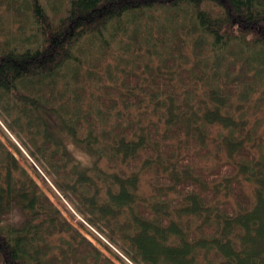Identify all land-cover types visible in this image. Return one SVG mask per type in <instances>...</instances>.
Wrapping results in <instances>:
<instances>
[{
  "label": "trees",
  "instance_id": "1",
  "mask_svg": "<svg viewBox=\"0 0 264 264\" xmlns=\"http://www.w3.org/2000/svg\"><path fill=\"white\" fill-rule=\"evenodd\" d=\"M148 13L176 23L142 43L127 38L135 57L108 63L104 33L121 39L139 22L147 30ZM4 15L33 33L0 43V109L10 117L9 133L0 125V264H111L14 152L40 179L28 158L54 162L58 176L70 165L72 182L51 176L53 184L122 264H264V0H0L2 27ZM62 68L84 79L76 100L55 94ZM17 132L28 158L11 139ZM191 217L203 223L191 228Z\"/></svg>",
  "mask_w": 264,
  "mask_h": 264
},
{
  "label": "rangeland",
  "instance_id": "2",
  "mask_svg": "<svg viewBox=\"0 0 264 264\" xmlns=\"http://www.w3.org/2000/svg\"><path fill=\"white\" fill-rule=\"evenodd\" d=\"M42 4L45 2L46 5H53V3L55 4V0H41ZM3 14H8L4 11ZM150 15L151 14H147L146 16H144L147 21L144 23V25L148 28L146 30V28L141 24V22H139L140 24L138 25H129L126 24V32H123L125 35L119 39L116 36H111L112 29H110V32H105L104 33V41H105V47H107V51L110 52V57L111 59L108 60V63H115L114 61H117L118 58H134L135 57V53L137 52L136 49L134 50H128V45H126V39L130 38V40H132L134 37H138L140 42H143V38L145 37L147 40L150 37L149 36V31L152 30L153 31H158L159 33L161 32L160 30V26L161 24L167 26H171L173 27V23L176 21H170L169 19L166 20L165 18L162 19H158L156 21L151 20L150 21ZM153 17V16H152ZM2 18H4V22H3V27L0 24V43L4 41V39L7 37V35L9 36V38L11 39L12 36H10L9 34H13L16 35L17 37H22V39L19 42H28L31 41V39L29 37L32 36L33 33V29L32 26L25 23V20L22 21H18V20H14V18L11 15H4ZM181 22V21H180ZM182 23V22H181ZM3 28H7V32L5 33V31H3ZM140 28V29H139ZM139 29V30H138ZM146 30V31H145ZM121 36V35H119ZM26 38V39H24ZM29 38V39H28ZM100 41L101 39H97L95 40L93 43L91 41V48L90 51L91 53L89 54L91 57L94 58L100 55ZM147 43V42H146ZM104 48V46L102 45L101 49ZM144 51V50H143ZM146 53L147 56H151L154 55V51H152L150 54L148 53V51H144ZM71 68V67H69ZM68 69H64L62 68V77L58 78L57 81H55V94L58 96L61 93H63V95L65 96V98L71 97L74 98L75 100L77 98H79L78 94L80 93L79 91L76 90V86L78 84H82L84 83V79L81 75H79L76 79L71 78L68 74ZM84 68H87L86 66H84ZM113 75V74H112ZM115 76H112V80H114ZM99 80V81H98ZM97 77L92 80L90 82V86L87 88V91L90 93V96H92L93 98L97 96V93L95 91H99L100 88V84H103V81ZM75 91H77V93L75 94ZM81 94V93H80ZM50 95V93H49ZM53 101H55L56 103H58L56 100L53 99ZM89 106H93L92 102H88ZM88 110L90 111V109L88 108ZM241 114L243 116H245L246 119H249L251 121L255 120V116H253L254 111H252L248 106L245 107L242 106L241 109ZM237 112V111H236ZM257 111H256V115H257ZM0 125L3 129H5L8 132V129L3 125L5 124L4 120L9 122L10 117L5 114L4 111H2L0 109ZM261 130V127L259 128V131ZM223 131L226 134V129H223ZM9 133V132H8ZM53 136L61 139L65 142L66 146H67V152L72 155L74 158H78L81 163L83 165H88L89 164V156L87 154L84 153L83 149L76 146L73 141L69 138V136L58 129H54L53 130ZM0 139L1 141H3L5 143V145H7V142L5 140V138L3 137V135L0 134ZM11 139L13 141V143L20 149V151L23 153V155H25L28 158V154H27V150L24 149L23 145H22V141L27 143L28 145L29 140L27 139V137L19 132H17V137H12ZM14 156L18 159L19 165L22 169H24L28 175L33 179V181L37 184V186L39 187V189L46 194L50 200L53 202V204L55 205V207L61 212V215L65 217V219L71 224V226H73L81 235H83L87 240H89L92 245L95 246V248L104 256L106 257L109 262L111 264H122V262L120 260H118L115 255L117 254V247L114 246L105 236L103 233L100 232L98 227H94L92 226V224L85 219L82 215H80L75 207L65 198L64 194H61L55 187V185L53 184L52 178H56V180H67L69 182H72L73 180V176L66 178L65 174L67 171H69L70 169V165L64 170V171H60V176L57 175L58 168L54 165V162H42L41 164L47 169V171L49 172V174H46L44 172L43 167L41 166V164L36 163L33 164V158H28L29 163H31V165L35 168V171L41 175L42 179H40L36 173L28 166V164L25 162L24 159H22L16 152H14ZM71 164V163H70ZM16 176L21 177L23 176V173L20 170L16 171ZM250 187L254 188V185L251 184ZM53 191V192H52ZM150 190L146 189L145 192L148 193ZM67 193L69 191H66ZM91 193V192H90ZM90 193H87V195H90ZM105 196V192L102 191L101 193V198ZM144 197L148 200H150V196L148 194L144 193ZM179 212V211H178ZM193 213V212H192ZM191 212H187V214H191L193 215ZM180 214V213H179ZM181 215V214H180ZM201 223H203V221L197 219L196 217H191V222L189 227L191 228H195L198 224L200 225ZM121 253V252H120ZM122 255V254H121ZM126 261H128L130 264H133L132 262L129 261V259H126Z\"/></svg>",
  "mask_w": 264,
  "mask_h": 264
}]
</instances>
